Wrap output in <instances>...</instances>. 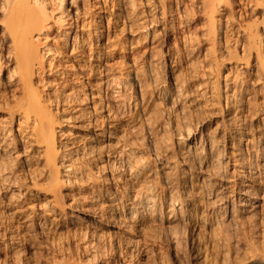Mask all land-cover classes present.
I'll use <instances>...</instances> for the list:
<instances>
[{
    "label": "rangeland",
    "instance_id": "rangeland-1",
    "mask_svg": "<svg viewBox=\"0 0 264 264\" xmlns=\"http://www.w3.org/2000/svg\"><path fill=\"white\" fill-rule=\"evenodd\" d=\"M123 1H104V23L126 103L95 100L97 113L69 112L56 132L60 154L79 147L67 158L76 176L54 173L0 114L14 138L2 160L0 264H264V0H235L213 27L196 0H165L164 22L157 0H132L118 18ZM85 63L94 87L95 63Z\"/></svg>",
    "mask_w": 264,
    "mask_h": 264
},
{
    "label": "bare ground",
    "instance_id": "bare-ground-1",
    "mask_svg": "<svg viewBox=\"0 0 264 264\" xmlns=\"http://www.w3.org/2000/svg\"><path fill=\"white\" fill-rule=\"evenodd\" d=\"M104 1L96 0V5H91L94 3L90 0H0V88L4 89V93L9 94H7L8 103L0 104V114L7 115L11 124L18 126L15 132L19 141L22 144L30 141L32 145L41 150L50 168H53V172L56 170L64 180L79 173L81 167L76 165L79 162L74 163L73 159L70 161L67 158L76 156L80 152L74 142L75 144L65 145L64 153H59V149H56V132L59 130L58 135L63 136L65 130L59 125L63 127L70 125L73 117L67 115L69 112L74 113L75 119H85V113L79 115L83 111L81 110L83 106L90 108V111L92 110L90 113H97L96 101L99 100L101 103L99 104L103 106V101H106L108 95L118 107L117 110L123 108L125 102L123 97L128 90L127 83L116 78L108 67L107 44H105L107 33L104 23L106 2ZM196 1L201 12L208 17L206 18L212 27L216 22L217 10L226 7L231 9V5L235 3V0ZM117 4V17L119 18L128 5L125 1ZM156 6L160 19L164 22L165 0H157ZM93 8L98 9L97 15H94L98 17L99 25L95 29L90 25L91 21L95 20L92 17ZM217 32H219L218 29ZM246 32L247 30L244 31L245 35H247ZM173 34L177 36L178 31L173 30ZM244 51H246L245 48L242 49V52ZM86 60L95 63L99 77L98 83L94 86V93L91 89V87L94 88L90 84L91 79L89 80L92 73L90 75L89 67L85 66ZM79 86L90 87V93H87L88 95L84 98H79L76 93L80 91L77 89ZM9 134L0 126V181L6 179L4 173L5 169H8V167L4 169L2 160L4 156L11 153L13 148L14 138L11 139ZM186 137L188 147L193 141L191 135ZM131 151L132 148L126 149L125 153ZM231 168L232 171L235 170L234 172L238 173L239 161H234ZM241 174L245 173H238L236 176L239 178ZM252 179L253 175H249V181ZM229 181L226 180L225 183L232 184ZM150 203L149 197L141 201L144 208H149Z\"/></svg>",
    "mask_w": 264,
    "mask_h": 264
}]
</instances>
